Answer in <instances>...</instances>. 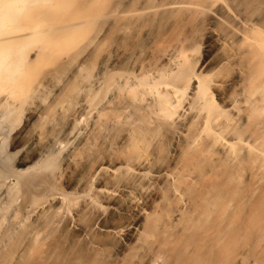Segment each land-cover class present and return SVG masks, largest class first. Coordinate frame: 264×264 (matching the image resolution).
<instances>
[{
    "label": "bare ground",
    "instance_id": "bare-ground-1",
    "mask_svg": "<svg viewBox=\"0 0 264 264\" xmlns=\"http://www.w3.org/2000/svg\"><path fill=\"white\" fill-rule=\"evenodd\" d=\"M263 179L264 0H0V264H230Z\"/></svg>",
    "mask_w": 264,
    "mask_h": 264
},
{
    "label": "rangeland",
    "instance_id": "rangeland-1",
    "mask_svg": "<svg viewBox=\"0 0 264 264\" xmlns=\"http://www.w3.org/2000/svg\"><path fill=\"white\" fill-rule=\"evenodd\" d=\"M253 203V201H251V204ZM261 207H260V210L259 211H256L258 213H256L254 211V208L253 205H249V208L247 211V214H249L248 216L250 218H248V225H247V231H246V234L244 235L245 238H236V240H234L229 246H230V249H228V252H229V258L230 259V264H236V259H237V254L238 252L244 248V247H251L253 246L254 244L256 243H260V246H259V256L260 258L262 259V261L264 262V179H263V182H262V196H261ZM251 208V209H250ZM262 208V209H261ZM250 210H252L251 213ZM251 214V216H250ZM259 215V216H258ZM257 217V218H256ZM259 217V218H258ZM256 218V219H255ZM230 250V251H229ZM228 255V253H227ZM228 257V256H227ZM227 259V260H228Z\"/></svg>",
    "mask_w": 264,
    "mask_h": 264
}]
</instances>
